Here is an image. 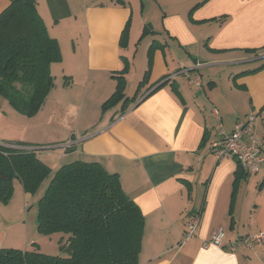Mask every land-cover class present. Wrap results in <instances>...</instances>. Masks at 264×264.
<instances>
[{"label":"crops","instance_id":"0c3cea01","mask_svg":"<svg viewBox=\"0 0 264 264\" xmlns=\"http://www.w3.org/2000/svg\"><path fill=\"white\" fill-rule=\"evenodd\" d=\"M9 4L0 0V13ZM37 8L62 52L49 95L66 94L48 95L38 111L49 125L58 118L51 131L62 135L50 140L68 144L54 155L118 173L145 217L139 264H264L261 242L204 246L220 228L226 242L264 232V166L247 173L212 150L220 125L231 132L250 114L264 150V0H37ZM180 68L188 75L165 80ZM121 76L125 96L105 105ZM37 113L0 94V143L34 147ZM195 212L200 224L183 242ZM4 237L0 230V247Z\"/></svg>","mask_w":264,"mask_h":264},{"label":"trees","instance_id":"16d2710c","mask_svg":"<svg viewBox=\"0 0 264 264\" xmlns=\"http://www.w3.org/2000/svg\"><path fill=\"white\" fill-rule=\"evenodd\" d=\"M61 60L37 0H10L0 13V94L20 113L36 114L55 84L51 64ZM120 78L105 105L125 96ZM50 173L35 150L0 145V203L8 201L14 179L33 194ZM144 227L145 217L118 173L76 159L56 170L38 202V231L68 234L62 245L67 255L1 246L0 264H139Z\"/></svg>","mask_w":264,"mask_h":264},{"label":"rangeland","instance_id":"374dc122","mask_svg":"<svg viewBox=\"0 0 264 264\" xmlns=\"http://www.w3.org/2000/svg\"><path fill=\"white\" fill-rule=\"evenodd\" d=\"M65 94L63 96H65ZM63 96L62 92L54 91L47 99L55 101ZM48 109L49 108L47 107V110ZM47 117V113L43 114V112H41L40 115L39 112L37 113L36 140L29 143H32L35 147L34 150L37 153V157L49 165L51 173L49 177L41 183L39 189L33 194L25 191L19 179L16 178L13 180V188L8 201L0 203V230H3L5 233V246L22 249L38 248L43 253L50 255L62 254L64 251L63 254L67 255V251L63 250L62 245L67 243L68 234L64 232L43 234L38 231L39 199L44 194V191L56 170L63 164L67 163L63 162L58 164V159L54 155L57 150L66 148L64 144L67 142L53 143L50 140L51 136L60 137L62 135V133L52 132L59 124L57 121L58 118H54L52 125H49ZM0 145L16 147L13 143H0ZM46 158L49 162H46ZM71 159V157H67L64 161H71Z\"/></svg>","mask_w":264,"mask_h":264},{"label":"built area","instance_id":"2783aa9c","mask_svg":"<svg viewBox=\"0 0 264 264\" xmlns=\"http://www.w3.org/2000/svg\"><path fill=\"white\" fill-rule=\"evenodd\" d=\"M179 73L188 75L186 68H180L176 73L167 76L165 80H170ZM189 80L193 85H201L199 77H189ZM215 113L217 114V111ZM256 118V114H250L245 120H239L231 132L226 131L220 125L217 133L218 139L212 144V150L218 158L231 155L237 159L240 168L244 172L251 174L258 173L264 166V150L255 128ZM65 146L68 147V144H65ZM24 148L35 149L34 147ZM200 213L195 212L191 215L184 231L183 242L195 236L201 221ZM255 242L264 243V232L246 235L233 242H226V231L220 228L212 233L210 239L204 242V246H229L234 251L242 246H251Z\"/></svg>","mask_w":264,"mask_h":264}]
</instances>
